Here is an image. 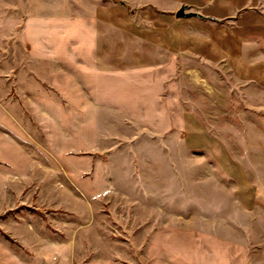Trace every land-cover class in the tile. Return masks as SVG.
I'll use <instances>...</instances> for the list:
<instances>
[{"label": "rangeland", "instance_id": "rangeland-1", "mask_svg": "<svg viewBox=\"0 0 264 264\" xmlns=\"http://www.w3.org/2000/svg\"><path fill=\"white\" fill-rule=\"evenodd\" d=\"M68 241L264 264V0H0V264Z\"/></svg>", "mask_w": 264, "mask_h": 264}, {"label": "crops", "instance_id": "crops-1", "mask_svg": "<svg viewBox=\"0 0 264 264\" xmlns=\"http://www.w3.org/2000/svg\"><path fill=\"white\" fill-rule=\"evenodd\" d=\"M44 55H48V53H44ZM154 73V68L152 67H144V68H136L134 69V75H136L137 77H141L143 80H145L146 78L144 77H148L153 76ZM135 80V79H134ZM138 80V78L136 79ZM145 102V100H143ZM143 101L141 103H143ZM140 103V101L138 102ZM144 105V103H143ZM26 229L27 231H34V234L31 233L29 241L32 240V238L34 237V242L35 243H39L38 247L41 248L40 252L42 250V243H43V236L42 233H38L37 232V228L31 224H27L26 225ZM25 241H27V239H25ZM56 250L54 251V253L50 256L49 260H46L48 262H53L55 259V264H76L74 258H73V249L70 248L71 245L68 242L66 243H62V245L56 246ZM10 254H12V256H15L14 259L11 260V258L6 259L5 261H7L9 264L12 262H18L19 264H26L27 261L25 260V258H21V257H17L16 255H14L12 252H10ZM40 254V253H39ZM37 255V251L34 257V264H42L43 260L41 258L42 253L40 255ZM164 262V261H163ZM84 264H134V261H131L127 258H118L115 255L112 256H93V257H89L87 258L86 262Z\"/></svg>", "mask_w": 264, "mask_h": 264}, {"label": "water", "instance_id": "water-1", "mask_svg": "<svg viewBox=\"0 0 264 264\" xmlns=\"http://www.w3.org/2000/svg\"><path fill=\"white\" fill-rule=\"evenodd\" d=\"M189 7L186 5H181L174 13V16L177 18H186V17H203L200 13L191 11L188 9Z\"/></svg>", "mask_w": 264, "mask_h": 264}]
</instances>
